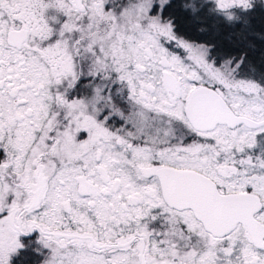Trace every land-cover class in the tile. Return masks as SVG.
<instances>
[{
	"label": "snow or ice",
	"instance_id": "obj_1",
	"mask_svg": "<svg viewBox=\"0 0 264 264\" xmlns=\"http://www.w3.org/2000/svg\"><path fill=\"white\" fill-rule=\"evenodd\" d=\"M0 264H264V0H0Z\"/></svg>",
	"mask_w": 264,
	"mask_h": 264
}]
</instances>
